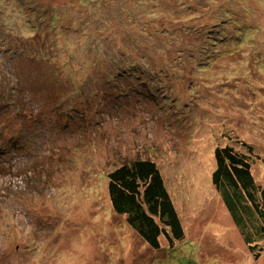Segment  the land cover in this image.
<instances>
[{
    "label": "rangeland",
    "instance_id": "obj_1",
    "mask_svg": "<svg viewBox=\"0 0 264 264\" xmlns=\"http://www.w3.org/2000/svg\"><path fill=\"white\" fill-rule=\"evenodd\" d=\"M226 2L0 0V264L248 263L212 173L229 145L264 185V0L215 19ZM137 160L176 209L172 247L111 207L108 174Z\"/></svg>",
    "mask_w": 264,
    "mask_h": 264
},
{
    "label": "trees",
    "instance_id": "obj_2",
    "mask_svg": "<svg viewBox=\"0 0 264 264\" xmlns=\"http://www.w3.org/2000/svg\"><path fill=\"white\" fill-rule=\"evenodd\" d=\"M241 1L249 8L248 2L263 3L262 0ZM231 6L236 7L235 0L221 5L222 13L213 15L214 18L221 17L220 20L226 22L227 14L242 17L237 11H232ZM249 14L247 11L245 16ZM201 25L205 27V24ZM237 150L229 145L215 149L216 168L212 181L233 225L250 250L246 254L247 264H253L260 253L256 250L264 242V185L254 183L249 152ZM108 175L107 190L113 211L125 215L127 224L150 248H160V235L170 247L184 238L176 209L156 164L137 160L129 165H120ZM254 222V230L259 232L256 237L250 227Z\"/></svg>",
    "mask_w": 264,
    "mask_h": 264
},
{
    "label": "bare ground",
    "instance_id": "obj_3",
    "mask_svg": "<svg viewBox=\"0 0 264 264\" xmlns=\"http://www.w3.org/2000/svg\"><path fill=\"white\" fill-rule=\"evenodd\" d=\"M142 71H143V70H142ZM28 253H30V252L28 251ZM12 257H14V256L11 255L9 259H12ZM22 261H26V260L23 259Z\"/></svg>",
    "mask_w": 264,
    "mask_h": 264
}]
</instances>
